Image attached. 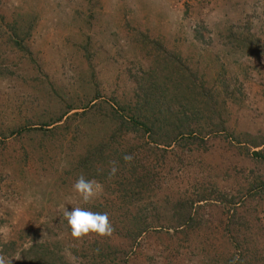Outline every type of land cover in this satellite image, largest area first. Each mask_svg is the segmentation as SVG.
Returning a JSON list of instances; mask_svg holds the SVG:
<instances>
[{"label":"rangeland","instance_id":"374dc122","mask_svg":"<svg viewBox=\"0 0 264 264\" xmlns=\"http://www.w3.org/2000/svg\"><path fill=\"white\" fill-rule=\"evenodd\" d=\"M76 206L112 235L74 239ZM0 250L264 264V0H0Z\"/></svg>","mask_w":264,"mask_h":264},{"label":"clouds","instance_id":"9594fccd","mask_svg":"<svg viewBox=\"0 0 264 264\" xmlns=\"http://www.w3.org/2000/svg\"><path fill=\"white\" fill-rule=\"evenodd\" d=\"M123 160L131 164L134 160V154L127 153L123 156ZM119 171L118 161H109L108 179H112ZM72 190L81 198V200L88 204L99 197L103 191V185L95 178H86L82 173L78 176L72 185ZM63 218L67 221V225L71 230V236L74 239H83L89 234H96L100 237L111 236L114 228L110 222L108 214L101 212H94L90 209L76 206L69 211L66 207L63 210ZM21 259L20 255L13 257L6 256L0 250V264H12L13 260ZM235 264V261H233Z\"/></svg>","mask_w":264,"mask_h":264}]
</instances>
